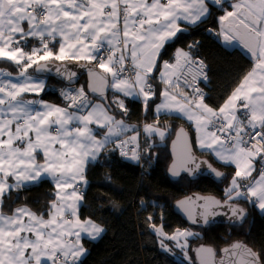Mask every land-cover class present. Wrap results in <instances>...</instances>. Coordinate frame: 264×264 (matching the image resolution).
I'll use <instances>...</instances> for the list:
<instances>
[{"label": "snow or ice", "instance_id": "1", "mask_svg": "<svg viewBox=\"0 0 264 264\" xmlns=\"http://www.w3.org/2000/svg\"><path fill=\"white\" fill-rule=\"evenodd\" d=\"M211 3L220 4L221 0ZM231 7L232 11L219 17L221 34L226 42L240 38L255 60L252 69L215 110L204 103V93L196 86L198 79H207L204 62L178 49L175 69L179 76L164 61L161 80L166 88L161 92L163 102L156 106L157 113L175 111L194 121L199 147L235 166L223 202L214 197L197 198L203 201L199 214L205 223L218 214L217 208H228L234 218L242 220L244 209L233 204L240 197L264 211V0H242ZM209 12L205 0H0V59L18 69L15 78L11 72L0 70V206L12 190L38 184L45 176L51 177L58 189L57 199L49 204L48 219L27 207L16 208L11 215L0 211V264H78L86 252L80 243L81 233L95 239L104 231L90 218L81 222L77 216L76 204L83 199L78 186L87 183L86 163L95 160L114 138L119 141L121 155L128 157L130 151L131 159H140L137 136L119 140L128 130L123 120L109 115L102 104L91 103L83 87L61 92L68 102L66 108L24 99L26 94L38 95L45 90V82L29 74V69L43 73L50 70L52 61H97L102 72L89 68L90 78L96 82L94 86L90 79L93 92L104 98V89L110 87L125 97H143L147 107L155 96L148 80L157 58L165 43L184 31L178 21L195 25ZM29 39L37 40L39 46L26 51ZM57 42L58 51H53L50 44L55 46ZM105 50L109 53L106 59L100 55ZM129 58L131 72L125 76ZM56 72L69 81L76 75L67 66L56 67ZM181 77L185 87L192 89L191 95L170 91L178 87ZM111 103L127 113L123 100L113 99ZM96 128L106 129L102 138H97ZM144 130L161 138L165 134L153 125H146ZM182 134L183 130L178 136ZM128 144L135 147L124 151ZM40 154L43 163L37 160ZM201 163L207 164L196 162L185 139L170 172L194 175ZM207 167L216 177L224 175L210 164ZM66 212L76 219H66ZM153 228L165 248L163 239L184 248L186 238L193 235L177 230L167 236L162 226ZM66 237H75V242H68ZM181 237L185 243L180 242ZM202 250L212 253L210 248ZM222 251L239 253L243 258L240 264H264L260 253L240 243Z\"/></svg>", "mask_w": 264, "mask_h": 264}, {"label": "trees", "instance_id": "2", "mask_svg": "<svg viewBox=\"0 0 264 264\" xmlns=\"http://www.w3.org/2000/svg\"><path fill=\"white\" fill-rule=\"evenodd\" d=\"M226 8L213 6L206 19L197 25L185 26L184 31L177 33L176 37L165 45L149 80L155 90V96L148 101L147 107L141 100L121 98L127 109L125 114L111 103L116 93L110 92L109 99L114 108L112 114L116 120L126 121L137 128L155 124L164 128L168 134L162 139L158 136L142 138L140 142L144 157L139 165L124 161L113 143L106 146L96 162L87 165L85 175L88 185L83 193L80 216L101 224L105 233L99 240H84L88 251L81 264H198L195 247L208 245L219 254L221 248L238 240L251 246L264 260V213L248 199L240 197L233 201L246 212L244 222L236 225L191 224L174 210L177 200L193 192L214 194L225 200L226 187L236 169L219 163L210 154L199 151L195 144L194 130L188 122L176 116L157 118L154 115V107L164 89V83L159 78L161 67L164 61H175L178 49H184L191 57L202 60L207 65L210 94L205 101L213 108H220L242 77L251 70L255 62L247 54L237 47L222 45L209 33L210 28L219 29L218 19ZM0 66L12 67L7 62H0ZM31 72L35 73L34 69H31ZM49 79L52 80V87L37 96L66 103L61 98L65 84L55 78ZM79 84L86 86V78ZM177 91L190 93L185 88H178ZM182 127L189 131L197 153L210 159L216 167L225 172L223 181L218 182L209 177L193 180L188 175L174 179L169 175L170 144ZM97 130L100 134L106 131L100 128ZM257 173L258 171L254 175ZM55 194L53 183L43 179L38 184L28 185L19 191L12 190L4 197L2 209L9 213L16 207L28 206L39 214L47 215ZM153 225L162 226L168 235L179 229L192 233L193 235L187 237L190 242L189 253L177 249L169 239L163 240L167 247H162L161 239ZM176 252L183 256H178Z\"/></svg>", "mask_w": 264, "mask_h": 264}, {"label": "water", "instance_id": "3", "mask_svg": "<svg viewBox=\"0 0 264 264\" xmlns=\"http://www.w3.org/2000/svg\"><path fill=\"white\" fill-rule=\"evenodd\" d=\"M236 40L240 43L238 48L242 50L245 54H247L253 62H255L251 53L244 47L243 43H241L240 38L237 37ZM50 64H51L50 70H47L43 73H36V72L35 73L37 75L58 79L61 82H63L66 86H76L85 77L86 78V92H85L86 96L90 97L91 100L97 99L101 101L102 103L106 105V107L110 111L114 110V108L112 107L110 103V99H109L110 92L112 90L110 87L104 89V98L101 97L99 92H93L89 88L90 79H92L93 85L96 86L95 79L90 78L89 68L97 69L98 71L102 72V70L98 69V65L96 63L78 62V61H67V62L62 63L58 61H52L50 62ZM65 66H67L70 72L76 73V75L72 78L71 81H69L66 78V75H61L56 72V67H61L63 69V67ZM181 130H183V134L178 136V134L181 133ZM185 139L191 146V153H192V156L195 158L196 162L200 163L201 161H206L207 164L201 163L199 170H197L194 175H189L187 172H183V171H180L179 175H173L172 172H170V168L172 167L173 162L175 160H178V157L180 156L183 150ZM170 154H171V162L169 165V175L174 179H177L183 175H188L193 180H197L200 177H209L215 181L221 182L225 178V172L223 170L216 167L207 157L199 155L197 153L193 145L191 135L185 127L180 128L176 132L175 136L173 137L171 144H170ZM208 164H210L213 169L223 173L224 175L222 177H216L215 174L208 169L207 167ZM177 171H179V169H177ZM208 197H214L217 200H220L221 202L224 201L214 194H204L201 192H193L177 200L174 206V210L191 224H199V225L235 224L236 225V224H241L244 222L246 218V212H245L244 218L241 220V219L234 218L232 216L231 211L228 208H217L216 212L218 214L215 216L209 217L208 222L205 223L204 219L199 214L201 211V209L199 208V205L203 201L197 198H208ZM181 201L185 202L183 206L180 205ZM233 204L238 206L239 208L244 209L243 207H241L240 205L234 202ZM189 213H191V216L189 215ZM236 243L246 245L247 247L255 251L251 246H249L242 240L234 241L232 244L224 246L223 248H221L219 254L216 252V250L213 247L202 244L194 248V253H195L198 264H220L221 261H223L224 264H233L234 261L236 262V264H240L243 258L239 253H235V254L232 252L225 253L222 251L223 249L229 248L230 246ZM208 248L212 249V253H208L202 250V249H208Z\"/></svg>", "mask_w": 264, "mask_h": 264}, {"label": "crops", "instance_id": "4", "mask_svg": "<svg viewBox=\"0 0 264 264\" xmlns=\"http://www.w3.org/2000/svg\"><path fill=\"white\" fill-rule=\"evenodd\" d=\"M148 2L150 3L151 2V0H148ZM162 2H165V0H162ZM205 2L207 3V5H208V7H209V9H210V12H209V14L204 18V19H206L209 15H210V13H211V11H212V7L214 6V7H221V8H225V7H227V8H230V6L231 5H233V4H236L237 2H242V0H221V3L220 4H213V3H211V0H205ZM226 8V10L225 11H232V10H228ZM223 15H225V12H224V14ZM223 15H221V16H223ZM220 16V17H221ZM203 19V20H204ZM202 20V21H203ZM218 22H219V29H213V28H210L209 29V33H211L212 35H213V37L214 38H216V39H218V41L220 42V43H222V45H224V46H226V47H229V48H234V47H239V42L236 40V39H234V40H232L231 42H226L225 40H224V37H223V34H221V22H220V20L218 19ZM178 23H179V26L183 29L185 26H194V25H191V24H189L188 22H186V21H183V20H180V21H178ZM200 23V22H199ZM198 24V23H197ZM197 24H195V25H197ZM122 26V25H121ZM25 28H27V25L25 24ZM170 41H172V40H170ZM170 41H167L166 43H165V45L168 43V42H170ZM33 46H39L38 45V41L37 40H35V39H29L27 42H26V44H25V50L26 51H28V50H30ZM50 47H52L53 48V51H58V48H59V43L57 42L56 44H55V46H53V45H51L50 44ZM165 47V46H164ZM179 50H183L184 52H186L184 49H179ZM162 51V50H161ZM101 54V53H100ZM119 54V51L117 52V55ZM176 54H177V51H176ZM109 55V53L105 50V59L107 58V56ZM159 57V56H158ZM193 58V57H192ZM194 60H196V58H193ZM199 60V59H198ZM157 61H158V58H157ZM0 62H7V63H9L10 65H12V67H7V66H0V70H5V71H7V72H11L12 74H13V78H15L16 77V75H17V72H18V69L11 63V62H8V61H6V60H2V59H0ZM92 62H95L97 65H98V63H97V61H92ZM131 63V59L129 58L128 59V61H127V64H130ZM176 63H177V59H176V57H175V61L173 62V63H170L169 62V65L170 66H172V68L175 70V72H176V75L178 74V71L179 70H177V69H175V66H176ZM156 64H157V62H156ZM130 69V72H131V67L129 68ZM252 69V68H251ZM154 71V70H153ZM164 71V68H163V65H162V67H161V71H160V75H159V78L161 79V72H163ZM207 73H208V71H207ZM29 74H31V75H35V76H39V78L40 79H42L44 82H45V90L44 91H42L41 93H39L38 95H40V94H42L43 92H45L46 90H48V89H50L52 86H50V83L52 82V80L51 79H49V78H51V77H46V76H41V75H37L36 73H33V72H31V69H29ZM129 75V72H126L125 73V76H128ZM151 75H152V73L150 74V76H149V80H150V77H151ZM169 75L171 76L172 75V73L170 72L169 73ZM132 78L134 79V76H132ZM208 75H207V80H208ZM149 80H148V83H149ZM81 87H83V89H84V91L86 92V86H84V84L82 85V84H80V86L78 87V88H81ZM165 88H166V85L164 84V89H163V91L165 90ZM178 88H180V89H182V86H179L178 85V87H173V88H171L170 89V91L171 92H173V93H181V92H178L177 91V89ZM112 92H113V94H115V92L113 91V90H111ZM162 91V92H163ZM187 94H189V95H191V92L190 93H187ZM88 98V100L91 102V103H93V104H102L105 108H107L106 107V105L104 104V103H102L101 101H99V100H97V99H94V100H91L90 99V97H87ZM121 98H131V99H137V100H141V101H143V97H135V96H129V97H125L123 94H121V93H116V97H115V99H120V100H122ZM24 99H26V100H37V101H44V102H46V103H48V104H52V105H58V106H60V107H67V102L66 103H61V102H57V101H52V100H49V99H45V98H42L41 96H37V94H32V93H29V94H26L25 96H24ZM64 102V101H63ZM163 102V97L161 96V98H160V100H159V102L155 105V107H154V115L157 117V118H160V117H162V116H176V117H178V118H180V119H182V120H184V121H186V122H188L191 126H192V128H193V130H194V133H195V144H196V147H197V149L199 150V151H201V152H205V153H207V154H210L216 161H218L219 163H221V164H224V165H228V166H232V167H234L235 168V166L233 165V164H231V163H225V162H222V161H219L212 153H210V152H208V151H206V150H204V149H201L200 147H199V145L197 144V131H196V125H195V122L194 121H190V120H188L187 119V117L185 116V115H183L182 113H179V112H175V111H173V112H166V111H164V110H161L159 113H157L156 112V106L157 105H159V104H161ZM204 103L206 104V105H208L209 107H211V108H213L212 106H210L205 100H204ZM224 104V103H223ZM222 104V105H223ZM37 107H39V105H37ZM213 109H215V110H218L219 108H213ZM109 115H112V116H114L113 114H112V111H110L109 110V113H108ZM116 119V118H115ZM124 122V124L127 126V131L126 132H124L120 137H119V140L120 139H122V138H124V139H129L130 140V138L131 137H133V136H137V142H140V141H142V138L145 136H158L160 139H162L160 136H159V134L158 133H155V132H153V133H151V134H149V133H146L145 132V126H143V127H141V128H137V127H135L134 125H131V124H128L126 121H123ZM147 125H153L154 127H158L159 129H161L162 131H164V137L165 136H167V131L164 129V128H161V127H159V126H157V125H155V124H147ZM93 127L95 128V125H93ZM133 130H136L134 133H130V134H127L128 132H132ZM209 131H212V129H209ZM104 133V132H103ZM103 133H98V130H97V128H96V134H97V138H102V136H103ZM163 137V138H164ZM117 140L114 138V140H113V144H114V146H117ZM109 144H111V143H109ZM108 144V145H109ZM107 145V146H108ZM56 147L58 148L59 146L58 145H56ZM102 152V151H101ZM101 152L98 154V156H97V158L95 159V160H89L87 163H86V165H85V173H84V175L86 174V170H87V165L89 164V163H91V162H96L97 160H98V158L100 157V154H101ZM37 160H38V162H40V163H43V161H44V157H43V155L42 154H40V155H38L37 156ZM256 167H257V169H258V167H259V165H258V163L256 164ZM256 172H254L253 173V177L255 178V177H257L258 176V173H257V175H254ZM43 179H48V180H50L52 183H53V185L55 186V183H54V181L51 179V177H48V176H45ZM42 179V180H43ZM85 180L87 181V183L85 184V183H81L79 186H78V191H79V194L80 195H82V197H83V193H84V190L86 189V187H87V185H88V179L86 178V175H85ZM9 182H12L11 181V179L9 180ZM242 183H247V181H244V182H242ZM29 185H32V184H29ZM28 186V185H27ZM56 188V187H55ZM58 191V189L56 188V192ZM63 194V193H62ZM4 199V198H3ZM57 199V197H55V199H54V201ZM254 199V198H253ZM82 201H83V199L81 200V201H79L77 204H76V210H77V216L79 217V219H80V221L81 222H83V221H85V220H87V219H89V218H82L81 216H80V207H81V204H82ZM251 202V201H250ZM251 203H253V202H251ZM255 206H256V208L260 211V212H262V213H264V211H262L261 209H259V207H258V205L256 204V203H253ZM2 205H3V202H2ZM20 207H27L28 209H30L32 212H35V213H37L36 211H34L33 209H31L30 207H28V206H19V207H16V208H20ZM16 208H14V209H16ZM13 209V210H14ZM0 211H3V209H2V206H0ZM13 212V211H12ZM12 212H9V213H7V212H4L3 211V213H5L6 215H11L12 214ZM37 214H39V213H37ZM44 218L45 219H48V214L47 215H44ZM65 218L66 219H69V220H75L76 219V217H73V216H71L70 215V212H66L65 213ZM92 220V219H91ZM92 221H94V220H92ZM96 224H98V225H100V226H102L101 224H99V223H97L96 221H94ZM103 227V226H102ZM103 229H104V231L100 234V236L99 237H97V238H95V239H92V238H90L87 234H84V233H81V240H80V243L83 245V247H84V249H86V252H85V254L84 255H82L81 257H80V259L81 260H83V258L85 257V255L87 254V248L85 247V245H84V240L85 239H89V240H93V241H96V240H99L103 235H104V233H105V228L103 227ZM66 240L68 241V242H75V237H66Z\"/></svg>", "mask_w": 264, "mask_h": 264}, {"label": "rangeland", "instance_id": "5", "mask_svg": "<svg viewBox=\"0 0 264 264\" xmlns=\"http://www.w3.org/2000/svg\"><path fill=\"white\" fill-rule=\"evenodd\" d=\"M237 3H240V2H237ZM228 10H233L232 9V7L230 6V8H228ZM218 40V39H217ZM183 51V50H182ZM184 52V51H183ZM204 65L206 66L205 67V69H204V71H205V74H206V76L208 75L209 76V74L207 73V71H208V67H207V65L204 63ZM177 76H179V71H178V74H177ZM182 78V77H181ZM181 78L179 79V81H178V85L179 86H182V88H185L186 90H188L189 92H192V90H190V89H188L187 87H185V85L182 83V81H181ZM196 85H198V88L204 93V95H205V97H204V100H206V98L209 96V94H210V92H209V88H208V80L206 79V80H204V79H202V78H200V79H198L197 80V82H196ZM77 87H79L80 86V84H78V85H76ZM68 87H75V86H66L65 85V87L62 89V91L64 90V89H66V88H68ZM122 139H124V138H122ZM121 140V139H120ZM127 140H129L128 138H127ZM138 144H141V142H137ZM230 184H231V181H230ZM230 184L228 185V187H226V189L227 188H229V186H230ZM156 228H161V226H157ZM162 229H163V227H162ZM180 230V229H179ZM177 231V230H176ZM176 231L174 232V233H176ZM180 231H183V230H180ZM163 232H164V230H163ZM165 233V232H164ZM174 233H172V234H167V236H171V235H173ZM166 234V233H165ZM159 237H160V239H162V237L159 235ZM189 237V236H188ZM164 240V239H163ZM180 242L181 243H185V238L184 237H181L180 238ZM173 243L175 244L174 246L177 248V249H179L180 251H183V252H186V253H189V251H188V249H189V244H190V242H189V239L188 238H186V246L184 247V248H181V247H177V245H176V242L175 241H173ZM177 253V252H176ZM185 254V253H184ZM177 255L178 256H180V255H182V254H178L177 253ZM183 256V255H182ZM181 256V257H182ZM180 257V258H181Z\"/></svg>", "mask_w": 264, "mask_h": 264}, {"label": "built area", "instance_id": "6", "mask_svg": "<svg viewBox=\"0 0 264 264\" xmlns=\"http://www.w3.org/2000/svg\"><path fill=\"white\" fill-rule=\"evenodd\" d=\"M100 55L105 56V51H102ZM128 66H129V68H130V67H131V63L128 64ZM129 74H130V69H129ZM181 81H182V83L184 84L183 77L181 78ZM196 86L198 87V85H196ZM66 89H79V88H78L77 86H75V87H68V88H66ZM66 89H64V90H66ZM188 89L192 90L191 88H188ZM204 97H205V95H204ZM61 98H62V100H63L64 102H67L63 97H61ZM67 103H68V102H67ZM125 140H127V139H121V141H125ZM118 142H119V141H118ZM118 142H117V143H118ZM115 147H116V149H117V151H118L119 156H120L124 161H127V162H129V163H131V164H133V165H139V164H141V162H142V160H143V157H144L143 147H142L141 144H139V148L137 149V151L139 152V155H140V159H139V161H137V160H133V159L130 158L131 153H130L129 150H130L132 147H135V144H128V145L126 146V148L124 149V151H129V156H128V157L121 155V149L118 148L117 146H115ZM259 167H260V165H259ZM259 167H258V169H259ZM81 262H82V260L79 259L78 264H81Z\"/></svg>", "mask_w": 264, "mask_h": 264}]
</instances>
